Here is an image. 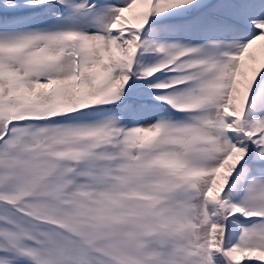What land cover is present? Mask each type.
Instances as JSON below:
<instances>
[{"label":"snow or ice","instance_id":"6c2138e0","mask_svg":"<svg viewBox=\"0 0 264 264\" xmlns=\"http://www.w3.org/2000/svg\"><path fill=\"white\" fill-rule=\"evenodd\" d=\"M0 264H264V0H0Z\"/></svg>","mask_w":264,"mask_h":264}]
</instances>
